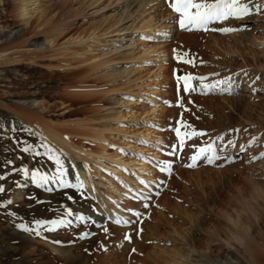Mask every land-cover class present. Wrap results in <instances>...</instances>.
I'll list each match as a JSON object with an SVG mask.
<instances>
[{
  "label": "rangeland",
  "instance_id": "obj_1",
  "mask_svg": "<svg viewBox=\"0 0 264 264\" xmlns=\"http://www.w3.org/2000/svg\"><path fill=\"white\" fill-rule=\"evenodd\" d=\"M20 1L0 0V164L13 161L0 167V185L6 189L0 194L4 206L0 264H178L175 255L192 248L209 249L211 259L230 257L239 264H253L249 251L233 234L249 228L252 245L264 252V158H260L264 153V0H243L253 12L257 11L253 6L259 5L258 15L217 22L208 31L180 30L172 23L178 16L165 0H36L28 23L19 16ZM29 3L26 10L33 8ZM156 14L173 26L164 29L157 19L154 30L143 34L141 24L158 18ZM134 22L137 25L131 29ZM242 25L250 30L212 31ZM98 42L102 44L97 46ZM174 49L187 53L195 64L177 62ZM234 73H239L234 80L236 94L185 95L181 89L183 107L178 106L175 75L208 77L206 82L213 83ZM177 120L191 125L189 131L207 135L185 137L180 149L169 130L170 122L175 127ZM144 124L155 127L132 126ZM52 130L63 143L55 140ZM99 137L109 140L101 150L123 159L105 162L111 169L100 167L95 172L74 148L94 152ZM229 139L234 146L222 156L230 155L233 162L217 161L223 167L203 162L196 168L184 167L200 147L225 145ZM25 141L46 143L56 150L69 170L70 182H77L72 174L75 166L84 184L85 172L78 170L83 165L91 178L86 181L96 185L84 184L86 198H82L76 190L49 193L31 184L30 178L18 174L21 167L52 172L55 165L43 154L37 158L24 153ZM174 144L179 159L168 155ZM133 161L150 172L151 188L144 192L159 193L147 209L134 199L144 185L131 168ZM161 161L173 163L171 175L159 171ZM116 169L118 178L113 175ZM158 180L163 181L159 187ZM61 205L88 220L82 224L67 217L71 226L45 233L47 239L14 226L33 217L61 218ZM127 209L141 212L142 223L116 225L114 213L129 215ZM138 228H142L139 235ZM84 232L92 235L79 239ZM125 235L131 240L126 241Z\"/></svg>",
  "mask_w": 264,
  "mask_h": 264
},
{
  "label": "snow or ice",
  "instance_id": "obj_2",
  "mask_svg": "<svg viewBox=\"0 0 264 264\" xmlns=\"http://www.w3.org/2000/svg\"><path fill=\"white\" fill-rule=\"evenodd\" d=\"M165 4L168 8H170L174 13L177 14L178 18L173 21L174 25H178L180 30L185 31H208L209 25L215 24L217 22H223L230 18L234 19H245L252 15H258L260 13V6L254 5L253 7L257 9L256 12H253V9L249 7V4L243 2V0H165ZM250 30L247 25H242L240 28H229L222 27L219 29L213 28L212 31H219L221 34H230L237 31H248ZM163 36L165 39L168 38L167 33H164ZM150 39V38H146ZM174 59L177 62L190 63L195 64L194 59L188 58L187 53H178L177 50H173ZM175 74V70H174ZM215 76H219V73H215ZM239 73H234L232 75L226 76L222 79H216L213 83H207L206 81L209 79L208 77H197L191 74L187 75H175V79L177 81V102L178 106L183 107V98L180 95L181 89L185 95L191 93L200 92L201 94H209V93H217V94H227L233 95L236 94V90L234 87L235 77L238 76ZM247 76V72L244 73ZM260 77H256V80H259ZM196 82V85L193 82ZM255 92L256 89L254 88ZM126 100H134V97H123ZM143 102L148 103L150 106H155L151 104V100L149 98H143ZM168 106H172L170 102H165ZM175 127L172 126L170 122L169 130L175 133L176 138L179 140V148L183 149L185 143V137H200L207 135L204 132L199 131H189L191 125L186 123H182L180 120H177ZM133 127H141V126H151L155 127V125H132ZM181 128H184L185 131L181 132ZM236 132H239L240 129H235ZM243 131L247 132V129ZM219 139H223L220 137ZM138 143L144 144V141H139ZM234 146V142L229 139L225 145L214 147L212 143H208L204 147H200L196 154L190 156L188 159L191 161L190 163H186L184 167L187 168H196L200 166V163L203 162L206 166H217L223 167L224 163L217 164V161H226L233 162L231 160V156H222V153L226 152L228 147ZM113 147V146H110ZM43 149V153L41 152ZM119 152H123V149H116ZM22 151L24 153H33L35 157L39 158L42 154L47 157L49 161L54 162L55 169L52 172H44L40 169L30 171L28 168L21 167L19 169L18 174H23L25 178H30V182L33 185H36L38 188L43 189L46 192H53L57 189H71L76 190L78 194L82 198H86L84 195L85 185L80 181V174L76 171L75 166H73L72 174L75 175V180L77 182L73 183L69 180V170L65 167V162L61 159L60 155L56 150L50 148L46 143L33 144L27 141L23 142ZM177 146L174 144L171 146V151L168 153L170 156H175L176 159H179L177 156ZM129 157H134L137 159H141L135 153H125ZM239 155V153H237ZM260 158H264V153H261ZM255 159V158H254ZM13 161H4V164H0V167H3L5 164H12ZM173 168V163L170 161H161L159 163V171L162 173H167L171 175ZM0 179H3V176L0 175ZM140 183L147 187L145 181L141 180ZM156 186L159 187L163 181H156ZM6 189L3 185H0V194L5 193ZM66 198L69 201L75 202L74 197L71 195H67ZM159 193H153L151 191L145 193H139L135 196V200L142 203L143 208L147 209L150 206V202L153 199L154 195H158ZM9 204L12 202L9 201ZM4 207L0 204V208ZM62 213L61 218L57 219H44V218H35L33 217L28 223H16L14 226L29 236H35L41 239H47V234H51L57 231V229H61L62 227H70L72 224L71 220L66 219L67 217H74L75 220L85 223L88 218L84 215L78 214L72 208L67 207L65 205H61ZM129 214V218H116V225H125L129 226L132 224H141L143 214L134 209H127ZM12 217L15 218V214H12ZM107 231V230H105ZM142 232V228L137 229V234L139 235ZM92 235L91 232H84L79 239H85ZM124 239L126 241L131 240V235H125ZM53 243L59 244L60 241H49ZM135 252V249H132Z\"/></svg>",
  "mask_w": 264,
  "mask_h": 264
},
{
  "label": "bare ground",
  "instance_id": "obj_3",
  "mask_svg": "<svg viewBox=\"0 0 264 264\" xmlns=\"http://www.w3.org/2000/svg\"><path fill=\"white\" fill-rule=\"evenodd\" d=\"M35 1L36 0H33V2L31 1L32 3H29L28 0H21L20 1L22 6H21L20 11H19V16L21 17V19L25 23H28L29 19L31 18L30 14L36 8L33 6ZM155 1H158V0H152V2H154V3H155ZM28 3L30 4L29 6L32 5L33 8L26 10L24 7ZM155 5H157V4H155ZM156 15L158 17L159 14H156ZM157 19H160V21H163V23L161 24V27L162 28L165 27L164 29H167L168 24L171 23V21H169L168 18L166 19L161 15L158 18H156V17L154 19L152 18L151 20L145 21L143 24H141L140 29L142 30L143 34H146V32L154 30V26H155L154 21ZM134 24H135V22H134ZM136 25L137 24H135L134 26L131 25L132 26L131 29H135ZM170 26H173V25L170 24ZM162 33L164 34L165 32H162ZM163 34L161 36H163ZM158 39H161V38H158ZM99 44H102V43L98 42L97 46ZM158 53H162V50H160ZM51 135H53V137L55 138V140L58 141L59 144L63 143V140L61 137L58 136L59 133L57 131L52 130ZM132 135H134V134H132ZM144 136H146V134ZM99 138H100L101 142H98L99 145L96 146L97 150H95L94 152H88V151L85 152L81 149H78V148L75 149L74 148L75 152L77 154H79L80 158L84 159L85 161L92 163L91 168L95 172L100 167H103L105 169H111V166L106 165L105 162L115 164L117 161H121L123 159V158L121 159L117 153L108 154L106 151L101 150V149L105 148V144H108L109 140H107L108 138H105V137H99ZM67 147L70 148L69 145ZM140 151L142 153V149ZM126 163L127 162L123 161V162H121L120 165H123V168H124ZM131 163H133V164H131ZM131 163H130L132 165L131 168L136 170V173L138 174V176H141L144 181H149V184L146 183L148 185L147 187L142 186V188L139 189L142 193H145L144 191H146V189L150 186V181H152L150 179V177L148 176V173H150V172L147 171L146 166L143 165L142 163H139L136 161H133ZM78 170H79V172H82V171L85 172L82 176L85 185H87V186H89V184H91L93 186L96 185V182H94V181H93L94 182L93 184H92V181H90L91 183L86 181V180H90L91 178H90V174L88 173L85 166L78 165ZM116 173L117 174H113V175L118 178V176L120 175V172L117 169H116ZM124 179L126 180L127 178H124ZM150 188H151V186L149 187V189ZM88 189H89V187H88ZM114 189L115 188L113 186H111L109 188L110 191H113ZM124 196H126V198H127V196H129V195L126 192V193H124ZM119 199H121V198H119ZM114 215L117 216L118 218H128L129 217V215H126V213L121 212V211L115 212ZM233 238L235 241L243 244L245 246V248L249 251L250 259H251L253 264H263L264 263V252L262 253V250H261L262 248L258 249V247H260V246L255 247L254 245H252V243H253L252 242L253 232H251V230L249 228L241 227V230L240 231L238 230L237 234H233ZM209 253H210L209 249H206L205 251H197V250L192 248L190 250H187L185 253L176 254L175 256H177V258L174 260V262L178 263V264H194V262H197V260H198V264H239L236 260H234L230 257H229V259H225V260L211 259V256ZM193 258L195 260H191Z\"/></svg>",
  "mask_w": 264,
  "mask_h": 264
}]
</instances>
